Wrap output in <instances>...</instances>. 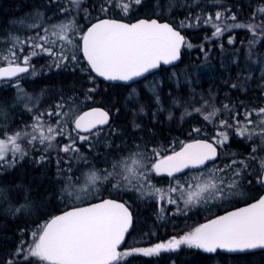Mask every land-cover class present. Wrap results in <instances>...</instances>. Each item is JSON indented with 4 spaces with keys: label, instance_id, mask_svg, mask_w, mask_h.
I'll use <instances>...</instances> for the list:
<instances>
[{
    "label": "snow or ice",
    "instance_id": "1",
    "mask_svg": "<svg viewBox=\"0 0 264 264\" xmlns=\"http://www.w3.org/2000/svg\"><path fill=\"white\" fill-rule=\"evenodd\" d=\"M212 2L223 5V0ZM83 4L84 0H67V5L60 2L57 7L60 13L84 12L87 19L91 13L82 8ZM94 6L107 17L110 12L128 15L134 9L151 5L147 0H101ZM190 19L192 22H189ZM35 20H42V16L37 14L34 22L27 27L39 28L40 31L25 39L11 37L5 47L0 48V81L14 83L18 99H26L24 107L32 113L33 121L11 133L6 129L0 131V168L14 166L30 151L41 152L40 161L47 158L49 151H56L57 155L64 154L57 164L61 160L67 164V168L59 169L66 184L61 192L74 200L92 195L98 191L97 185L109 182V187L118 192L135 189L142 196L158 198L161 205H176L180 212L201 204L243 196L245 184L264 187V103L250 107L240 101L238 105L222 103L217 107L212 103L214 98L201 97L199 107L191 105V110L184 108V116H198L212 125L208 132L201 127L192 129V132L205 138L182 142L179 150L172 148L170 154L168 148L135 144L126 155L113 159L109 168L97 169L91 165L84 172L74 170L73 161L85 165L89 163L81 145L89 150L94 148L93 138L100 137L104 126L109 125V112L100 108L80 112L79 102L72 97L68 100L61 97L52 108L33 112L35 105L30 107L28 103L32 97L24 92L16 79L23 78V74H37L32 63L36 57L47 56L50 60L48 66L59 69L78 64L79 53H82L87 62V68L82 71L95 73L96 77L105 81L133 82L162 65L178 61L182 48L193 47L179 29L200 25L211 27V38L216 39L233 29L247 30L252 37L248 41L247 59L252 61L253 47L264 40V0L245 20L239 19L231 7L224 5L223 10L197 15L194 19L186 18L178 26L151 18L125 23L96 17L95 22L88 20L84 28L75 16L68 22L50 26H42ZM228 43H235L234 36L228 37ZM261 63L264 64V61ZM261 78L264 80V67ZM251 79L249 72L244 81L246 83ZM232 87L246 91L243 85L234 83ZM261 87L264 89V84ZM89 91H95V88ZM261 95L264 96V91ZM168 118L172 119L171 113ZM134 127L138 129L140 126L136 124ZM108 131L115 132L111 125ZM234 138L245 142L255 139L257 142L251 145L250 155L241 158L240 154L226 148ZM153 173L168 177L169 187H155L150 180ZM180 173L184 175L179 176ZM253 199L254 202L247 206L212 219L179 238L173 237L153 247L128 251L120 249L132 224V213L126 203L103 199L87 207L76 206L30 233L31 240L22 242L13 258L6 260L5 264H18L17 258L23 264H122L123 259L130 255L150 257L162 251H178L181 246L208 254L218 251L264 252V195Z\"/></svg>",
    "mask_w": 264,
    "mask_h": 264
},
{
    "label": "trees",
    "instance_id": "2",
    "mask_svg": "<svg viewBox=\"0 0 264 264\" xmlns=\"http://www.w3.org/2000/svg\"><path fill=\"white\" fill-rule=\"evenodd\" d=\"M151 1L152 3L150 4V7L135 9L130 16L131 20L138 18H157L162 21L168 20L175 26L179 25L180 20L179 14L177 12L169 15L166 13V10H164V12L162 11L166 4H170L174 0ZM259 1L260 0H245L244 3L243 0H230L227 5L228 7L232 8L233 12L237 13L239 19L245 20L258 6L257 3H259ZM43 2V0H0V48H4L8 43V41H2L5 35L8 34L9 36L14 37L16 34L20 33V28L14 26L15 20H19L27 14L34 12L35 10L45 11L46 16L48 17L50 10L46 7V5H42ZM99 2H101V0H89V3H87L86 7L91 15L85 19L84 12H80L79 16H76V20L79 25L84 23L82 22L83 20H85L88 24V20L95 22L96 17L106 18L104 14L100 13L99 8L94 6L98 5ZM175 10L177 11V9ZM213 10L214 7H211L210 12ZM125 16L127 15H119L116 12H110L107 15L108 18L117 19H124ZM87 24L84 27H87ZM11 28L13 30H11ZM180 30L185 33L186 36H188L190 43L193 42L197 46L203 44L207 36L204 34V30L195 32L185 30L184 28H180ZM22 33L23 31H21V34ZM242 34L243 33L241 31L236 33V40L238 43L243 41ZM226 44L229 45L227 41ZM185 52L186 54L184 55L183 62L181 63L180 67L188 62L189 58H187V50ZM42 59L47 60L48 62L44 66L46 70L42 68L40 76L34 80L26 79V77L30 76L29 74L23 78H20L21 81L25 82V87L29 90L32 87L33 89L36 88L39 91L47 89V94L49 92V95L47 96L48 98L59 100L61 97H63L64 99L68 100L69 97H72L76 101H79L86 99L84 97L85 94L82 93L83 90L86 88L87 90L95 88V96L93 97V101L96 100V102L94 101V103H88L86 104V107L99 106L107 109L112 115L116 113L118 108H124L123 105L130 103L129 101L127 102L128 96L130 95V87H125L122 85H109L97 79L93 73L82 71V69L87 68V64L82 53H79V65L76 67L75 64H73L67 67L62 66L61 68L57 69L55 67L48 66L50 63L49 59L44 57H42ZM32 63L34 65H39L37 63V59L32 61ZM214 64L216 68L219 65L221 68L222 66H226V68H224L226 70H213V74L203 81L204 86H207V88L210 87L207 92H210L213 95L217 93L216 97L219 98V100L225 98L226 102L237 105L240 101H243L245 105L250 107L264 103V96L261 95L264 89H262V87H258L260 84V82L257 81L258 77L254 79L255 82L248 80L245 83L240 71L242 61L240 62L238 60L235 62V60H233L232 62H225L223 64L214 62ZM180 67H175L173 69H179ZM170 70L171 69H162L158 73L159 75L165 77V81L167 82H165L163 87V91H166V94H163V96H166L171 90L170 79L167 80V74L170 73ZM260 80H262V78H260ZM262 81L264 82V80ZM234 83L243 85L244 88L246 86V91L243 92L240 87L233 88L232 84ZM142 84L143 82H140L135 85L140 86ZM144 89L145 88H142L140 91L142 94L141 96L144 98H151L147 95ZM16 92L17 91L15 87L10 85H0V109H2V112H0V125L3 123L5 118L9 120H16L18 117H25L27 115L26 112L22 111L21 107H18V104H15L17 98ZM177 98H180L179 95H177ZM43 105V107L48 106V102L43 103ZM137 110V112H141L140 107ZM149 110L151 112V109ZM144 123L148 124L150 121H145ZM145 124L140 126H145L144 129H146V135L161 132L158 126L155 127L154 125L152 126L150 124L146 126ZM142 127L139 128L142 129ZM120 131L122 130L120 129ZM121 134V132H114L111 135V142L119 143V141H121ZM203 137L204 136H198L197 138ZM59 139L63 141V138ZM256 142L257 141L255 140V143ZM229 145L232 147L230 150L240 154L241 158L243 156H248L251 153V145L243 140H240L239 138L232 139ZM84 148L85 145H81V150L85 154L86 151ZM102 148H105V145ZM96 150H91V152H96ZM102 150L103 151L99 153L100 155L107 151L106 149ZM39 154L42 153H37V155ZM51 155H53L51 159L45 160L39 165V167H32V165H29L27 160L24 162L21 160L15 169H12V171L0 173V264H5L6 260L13 258L18 246L24 241H30V233L35 231V229H37V227H39L42 223L49 221L58 213L78 205L71 203L70 197H65V193L61 192V189L65 183L62 179L63 173H60L59 169L61 167L67 168V164L61 160L60 164L58 165L57 160H60L64 154L59 153V155H57L56 151H49L47 156L50 157ZM35 159H38V157ZM99 159L92 158L89 161H91L93 164H98ZM225 159L228 158L225 157ZM21 164L23 167H25L23 170L18 169ZM84 165L85 164H83V166ZM73 166L74 170L76 168L80 169V167H83L82 162L80 164L76 161H73ZM246 189L252 192V194L249 196V202L254 201L252 198H258L264 192V187H261L258 184L247 185ZM6 199H10L9 203L12 209L6 210L3 203V201ZM21 204L24 205V208L20 207ZM241 205L243 204H239L238 206ZM17 209H19V211H17ZM146 215L147 219H150L149 221L154 222V219L152 220L154 214L147 212ZM139 218L143 220L145 219L144 216H139ZM151 228L153 229V227ZM171 230V228H167L168 233H171ZM175 234H178L177 231H175L174 235ZM171 235L167 234L166 236L169 237ZM166 238L167 237L158 234L156 239H152L151 244L160 242V240H164ZM18 264H23V261L18 260ZM122 264H264V252L231 256L220 252H217L216 254H208L198 249L189 248L181 249L180 252L163 253L157 257L135 256L129 260H126L125 262L123 261Z\"/></svg>",
    "mask_w": 264,
    "mask_h": 264
},
{
    "label": "rangeland",
    "instance_id": "3",
    "mask_svg": "<svg viewBox=\"0 0 264 264\" xmlns=\"http://www.w3.org/2000/svg\"><path fill=\"white\" fill-rule=\"evenodd\" d=\"M43 1L44 2L42 5H46V7L49 8L50 10V14L48 15V17L46 16L45 11L35 10L34 12L27 14L23 18L19 20H15L14 26L15 27L17 26L18 28H20V33L16 34L15 36H19L21 39L23 38L25 39L26 36L28 37V36L34 35L35 34L34 32L40 31L39 28L29 29L27 27L28 24H31L34 22V18L37 17V14H40L42 16V20H35V22L42 24V26H50L51 24H54V23L68 22L71 20L72 16L76 17L77 15L79 16L80 14V13L77 14L75 11H73L71 14L59 12L57 4L62 2L67 5V0H43ZM229 1L230 0H223V5H221V4L213 3L212 0H174L170 4L169 3L166 4L164 8L162 9V11L164 12V10H166V13H168L169 15L177 12L179 14V20L182 21V20H185L186 18L194 19V17L197 15L203 16L206 14H212L218 10H223V6L224 5L228 6L227 3ZM243 1L245 3V0ZM147 2L149 4L152 3L151 0H147ZM87 3H89V0H84V4L82 5L83 6L82 8H87L86 7ZM260 3H261V0L257 4L259 5ZM211 7H214V10L212 12H210ZM175 9H177V11ZM133 11L130 12L127 16H125L123 20H128V21L131 20L130 16L132 15ZM82 22L84 23L80 26L81 28H84V26L87 23L85 20H83ZM189 22H192L191 19L189 20ZM12 28L11 30H13ZM184 29L188 31H193V32L204 30V34H206L207 35L206 37L210 39H205L203 44H200V46H197L195 43L192 42L191 44L193 45V47L186 49L188 53L187 58H189L188 62L181 67H180L181 64L177 66V67H180L179 69L172 68L170 70V73L167 74L168 75L167 80L170 79V82H171V90L168 92L166 96H163V94H166V91H163L166 78L159 74H156L148 78L140 86L133 85L130 87V93H129L130 95L128 96V99H127V102L129 101L130 103L129 104L126 103L125 105H123L124 108L122 107L116 110V113L114 114L115 121L111 126L112 129L115 130V132L122 133L121 141H119V143L111 142V135L114 132H109L108 128L104 129L107 131L102 132L100 137L93 138L94 148L92 150L97 149L96 152H91V150H89L86 146L84 148L86 151L84 155L88 157V160L92 158H98V159L100 158L99 163L93 164L91 163V161H89V163L84 166L82 163L83 167H80L81 170H83L84 172H87L91 165H95L97 169L109 168L110 162L113 159L121 156L120 154L117 153V151H120L119 149H122L121 147L125 145L135 146V144L146 143L148 144L149 148L151 147L168 148L169 153H170L171 152L170 150L174 146H176L180 142L185 143L187 141L186 138L184 139L183 137L187 136L188 133L185 132V130H182L183 132H178V131H181V128H182L181 124L186 123L187 121L185 120L187 119L188 120L193 119L194 123L198 124V127H201L206 132H208V130L212 128V125L207 124L206 122L202 120V118L198 116H191V117L184 116V108L188 107L189 110H191V107H190L191 105H196L197 107H199L200 106L199 100L201 97L207 98V99L214 98L212 99V103H214L217 107H219L222 103H228L225 101V98L219 100V98L216 97L217 93L213 95L210 92H207L208 88L206 89L205 87L207 86H204L203 81L209 78V76L213 74V70L214 71L217 69L219 71L221 69L226 70L224 69L226 68V66H222L221 68L219 65L216 68L214 62L223 64L225 62H230V61L232 62L233 60H235V62H237L238 60L240 62L242 61V66L240 68L242 77L245 78L246 76H248L249 72H251V76H252L251 81H254V79L258 77L257 81L260 82L258 87L261 88V85L264 84V82L260 80L261 69L262 67H264V64L261 63V61H264V40H261L252 49L253 51L252 61H255V63H253L252 61L247 59L248 41L252 39V37L250 33L245 29H233L231 33L226 32L219 39L211 38L213 29L208 26L200 25V26H194V27H184ZM21 31H23L22 34H21ZM238 31H241L243 33L242 34L243 41L239 42L240 44L236 40L237 38L236 33ZM229 36H234L235 43L229 44V45L226 44V41L228 42ZM10 38L11 36L7 34L2 39V41L7 42L9 41ZM42 57L49 59L47 56H42ZM42 57H36L33 59V61L37 59V63L39 64V65L35 64V69H36L37 74L34 76L30 75L26 77V79L34 80L35 78L40 76L41 70L45 66L44 63L47 64L48 62L47 60L44 61ZM77 65L79 64H75V67ZM18 80H19V83L22 84L20 86L24 90V92H26L28 96L32 97V101L28 103L30 107L35 105L33 107V112L44 111L49 108H52V106L56 104V102H59L61 99L60 98L59 100H56V99L48 98L47 96L49 95V92L47 94V89H43L39 91V90L31 88L29 90L28 88L25 87L24 82L23 81L21 82V79H18ZM0 85L2 86L10 85L12 87H15L13 82H5V83L1 82ZM81 88L84 89L83 87ZM142 88H145L144 90L146 91L147 95L150 96L151 98H144L141 96L142 94L140 93V91ZM15 89L17 91L16 92L17 98L15 101V104H18V107L23 106L21 107L22 111L26 112L27 115L25 117H18L16 120H9L5 118L3 123L0 125V131H3L6 129L9 133H11L13 131L24 128L26 125H30L33 122L31 118L32 113L28 112L26 108L24 107V104L27 102L26 99H18V90L16 87ZM243 92H245V90H243ZM82 93L85 94L84 95L85 98L86 97H91V98L82 99L78 101L80 102L79 103L80 112H83V110L87 108L86 104L94 103V101L96 102V100L93 101V97L95 96L94 91L90 92L86 88L85 90L82 91ZM206 93H209L211 95L209 94L206 95ZM177 95H179L180 98H177ZM157 97L159 99V102H157ZM174 101L177 103H174ZM45 102H48V106L43 107L44 106L43 103ZM139 107L140 109H143V111L137 112L138 111L137 109ZM149 109H151V112ZM169 113H171L172 115L171 120L168 118ZM137 115H140L142 117L138 118ZM155 115L156 116L158 115L161 117L160 118L158 117L159 119L153 118L155 120L151 122V124L153 125L160 124L164 115L167 116L165 117L166 121L163 123V125L166 126L165 129L160 133H153V134H148L145 136L144 135L140 136L139 134H137V130H139L140 128L137 129L136 127H134V125L138 124L139 122L141 124H145V123H142L140 120L143 118L147 120L148 116H155ZM148 124H145V125H148ZM176 124L178 126H176ZM167 127H169V129ZM120 129L122 131H120ZM210 134L211 133L209 132V135ZM195 136H202V135H195ZM126 138H128L127 142H125ZM247 143L251 145L252 143H255V139ZM104 145H105V148H102ZM180 146L181 144L178 147H175V149L179 148ZM114 147L115 148L117 147V149L115 150ZM226 148L231 149L232 147L231 145H227ZM102 149L107 150L106 152L102 154L103 156L99 154L101 153V151H103ZM250 150H251V147H250ZM37 153H39V151H30L29 155L24 157L22 162L27 160L29 162V165H32V167L36 168V167H39V165L45 160L51 159V157L54 155L53 154L50 157L47 156V158L44 161H40L41 154L37 155ZM90 153H93V154H90ZM36 157H38V159H35ZM18 163L19 162H17L12 167L0 168V173H7L9 171H12V169H15ZM24 168L25 167H23L22 164L18 167L19 170L21 169L23 170ZM150 180H151V183L157 188L167 189L169 187L168 180H164V179L156 180L154 173L151 174ZM105 186H109V185H107L106 182L103 183L102 185H97L98 187L97 192L93 193L90 196L82 198L80 200H74L72 197H70V202L79 205L89 200L95 199L100 193H102L103 190H105L103 188ZM246 186L247 184L244 185L243 191L245 192V195L243 196L232 197L224 201H215V202L208 203L206 205L201 204L200 206L190 208L186 212L177 211V206L170 205V204H165V205L163 204L164 210L161 211V207L163 205H161V202H159L158 198H154L152 196H142L139 191H136L135 189L131 190L130 193L134 195L133 198H137V199H140L146 202V205L149 208V211L152 214H154L152 218V220L154 219L153 220L154 222L145 220V222L141 224L143 232L139 231V233L134 236L131 247L126 248L124 251H128L134 248L153 247L157 243H161V242H157V243L155 242L152 245H149L148 242H150L152 239H156L158 237V234L167 237L166 241L173 237L179 238L193 231L196 227L201 226V223L203 222V220H207L217 214H220L221 212L227 211L235 206H238L239 204H245L249 202L250 200L249 196L252 194V192L250 190H247ZM63 187H66V184H64ZM0 192H1V189H0ZM64 195L65 197H69L66 194ZM9 200L10 199H6L5 201H3L6 210L12 209V207L10 206ZM20 207L24 208V205L21 204ZM182 207L183 205L181 202V208ZM154 211H157L156 215ZM144 214L147 217L146 213ZM159 216L161 217L162 220L160 219ZM151 227H153V229ZM38 228L39 227H37V229ZM167 228L172 229L171 233H168ZM37 229H35V231ZM175 231H177V233L178 234L180 233V234L174 235ZM167 234H170V235L173 234V235L168 237L166 236ZM181 247L182 249H189L186 246H181ZM163 253L165 252L162 251L159 255H162ZM166 253H171V252L167 251ZM159 255L150 256V257H157ZM135 256H143V255H130L124 258L123 261L125 262L126 260H129L130 258L135 257ZM143 257H148V256H143ZM18 260L20 259L18 258Z\"/></svg>",
    "mask_w": 264,
    "mask_h": 264
},
{
    "label": "flooded vegetation",
    "instance_id": "4",
    "mask_svg": "<svg viewBox=\"0 0 264 264\" xmlns=\"http://www.w3.org/2000/svg\"><path fill=\"white\" fill-rule=\"evenodd\" d=\"M140 19H143V18H138V19H135V20H131V22H135V21H138V20H140ZM187 42H189V38H188V36H187ZM186 49L184 50V54H183V56L186 54ZM184 58V57H183ZM87 64V63H86ZM141 82H144V81H141ZM138 83H140V82H138ZM138 83H136V84H138ZM135 85V84H134ZM125 87H131V86H125ZM90 108H92V107H87V108H85V110H83V112L84 111H86L87 109H90ZM133 116V115H132ZM176 116H178V115H176ZM112 122H111V126H112V124L114 123V121H115V117H114V115H112ZM137 117L138 118H140V117H142V116H140V115H137ZM160 118L161 116H148V118H147V120L145 119V118H143V119H141L140 121L142 122V123H144L145 121H150V125H152L153 126V124H151V122L152 121H155L153 118ZM165 117H167L166 115H164V117H163V119L161 120V122H160V124H156V125H154L155 127H159V129L161 130V132H162V130H164L165 129V127L166 126H164L163 125V123L166 121V119H165ZM158 118V119H159ZM185 121H187L186 123H184V124H181V131H178V132H183L182 130H185V132H187L188 134H187V136H184L183 138L185 139L186 138V142L185 143H187V142H191V141H193L195 138H197L198 136H195V135H199V134H196V133H194V132H192V129L193 128H195V127H198V124H195L194 123V120L193 119H187V120H185ZM148 124V125H149ZM139 126L140 125H143V124H141L140 122H139V124H138ZM147 126V125H146ZM178 126V125H177ZM109 127V126H108ZM107 127V128H108ZM140 127H142V126H140ZM145 127V126H144ZM144 127H142V129H139V130H137V134H139L140 136H145L146 134V129H144ZM106 128V129H107ZM168 129H169V127H167ZM157 130V129H156ZM189 133H191V135L189 134ZM203 138H205V137H203ZM202 139V138H201ZM128 141V138H126L125 139V142H127ZM129 142H130V140H129ZM181 144V142L179 143V144H177L176 146H174L173 148H175V147H178L179 145ZM115 148V147H114ZM114 148H112V149H114ZM122 149H119L120 151H117V153L118 154H120V155H126L127 154V150L129 149V148H134V146H128V145H125V146H122L121 147ZM180 148V147H179ZM179 148H177V149H175V150H179ZM117 149V147L115 148V150ZM184 174H182V175H179V176H183ZM155 179L156 180H158V179H164V180H169V178L168 177H164V176H156L155 175ZM106 184L107 185H109V182H106ZM105 190H103L102 191V193H100L95 199H92V200H89V201H87V202H84V203H82V204H79V205H76V206H81V205H86V204H90V203H93V202H98V201H101V200H103V199H115V200H118V201H120V202H124V203H126V205L127 206H129V210L131 211V213H132V215H133V217H134V228H133V230H132V232L130 233V235L128 236V240H127V242H126V244H125V246H124V248H123V250H125L126 248H130L131 247V245H132V241H133V238H134V236L135 235H137L138 233H139V231L141 232H143V229H142V223L143 222H145V220H150V219H147V217L145 216V214L144 213H146L147 214V212H150L149 211V208L147 207V205H146V202H144V201H142V200H140V199H137V198H133L134 197V195L133 194H131L130 192H131V190L130 191H116L115 189H113V188H111V187H109V186H105V187H103ZM151 204V203H150ZM165 205V204H164ZM164 205H163V208H164ZM76 206H74V207H76ZM154 213H155V215L157 214V211H154ZM221 213H223V212H221ZM220 213V214H221ZM217 215H219V214H217ZM217 215H215V216H217ZM139 216L141 217V216H144L145 217V219L143 220V219H141V218H139ZM215 216H213V217H215ZM160 217V216H159ZM213 217H211V218H213ZM211 218H209V219H211ZM160 219H161V217H160ZM209 219H207V220H209ZM162 220V219H161ZM207 220H203V222L201 223V225L204 223V222H206ZM164 241H166V239H164V240H160V242H164ZM151 242H152V240L150 241V242H148V244L149 245H152L151 244ZM157 243V242H156ZM146 245V244H145ZM181 249H182V247L178 250V251H171V252H180L181 251ZM166 253V252H165Z\"/></svg>",
    "mask_w": 264,
    "mask_h": 264
},
{
    "label": "water",
    "instance_id": "5",
    "mask_svg": "<svg viewBox=\"0 0 264 264\" xmlns=\"http://www.w3.org/2000/svg\"><path fill=\"white\" fill-rule=\"evenodd\" d=\"M106 18H108V17H106ZM102 19H103V18H102ZM111 19H116V18H111ZM143 19H149V18H143ZM151 19H157V18H151ZM117 20H120V19H117ZM158 20H159V19H158ZM121 21H122V22H125V23H135V22H137V21H135V22H127V21H124V20H121ZM159 21L162 22V23H164V22L171 23V22L168 21V20H164V21L159 20ZM172 24H173V23H172ZM173 25H174V24H173ZM174 26H175V25H174ZM179 30H180V29H179ZM180 32H181V34H182L183 36H185V39H186V41H187V37H186V35H185L181 30H180ZM184 49H185V47L181 49L180 59H179L178 61H176L174 64H172V65H166V66H165V65H162L160 69L155 70L153 73H149V74H147L146 77L138 78L137 80H135V81H133V82H129V83H124V82H119V81H117V82H111V81H105V80H103V78H100V77H98V78H99L100 80H102V81L108 83V84H113V85H123V86H131V85H133V84H135V83H138V82H140V81H142V80L148 78L149 76H151V75H153V74L159 72L162 68L170 69V68H172V67L179 66V65L182 63V61H183V54H184L183 52H184ZM94 74H95V73H94ZM26 75H28V74H23V77L26 76ZM16 79H19V77L16 78ZM93 108H100V109H103V110L108 111L107 109L102 108V107H98V106H97V107H92V108H90V109H87L86 111H90V110H92ZM86 111H84V112H86ZM108 112H109V111H108ZM109 115H110V121H109V125H110L111 122H112V118H113V117H112V115H111L110 112H109ZM109 125H105V126H104V129L107 128ZM182 174H183V173H180V174H178V175H182ZM262 195H264V192H263ZM99 202H100V201H98V202H93V203H90V204L99 203ZM252 202H254V201H251V202H249V203H252ZM249 203H247V204H249ZM90 204H86V205H82V206H83V207H87V206H89ZM247 204H244V205H241V206H239V207H236V208H233V209L227 210V211H225V212H223V213H221V214H219V215H217V216H215V217H213V218L207 220V221L204 222L203 224H205V223L209 222L210 220L215 219V218H217V217H219V216H223V215H225V214L228 213V212L234 211V210H236V209H238V208H243V207L247 206ZM72 208H73V207H72ZM72 208H69V209H67V210H64V211L58 213L57 215H61V214H63V212L68 211V210H71ZM129 211H130V210H129ZM130 212H131V211H130ZM57 215H55V216H57ZM55 216H53L52 218H54ZM52 218H51V219H52ZM203 224H202V225H203ZM133 228H134V217H133V215H132V224H131V227L129 228L128 233H127L126 236H125V240H124V242H123V243L121 244V246H120V249H121V250H123V248H124V246H125V244H126V242H127V240H128V236H129L130 233L132 232ZM218 252L223 253V254H226V255H231V256H235V255H246V254H248V253H227V252H221V251H218ZM258 252H261V251H257L256 253H258Z\"/></svg>",
    "mask_w": 264,
    "mask_h": 264
},
{
    "label": "bare ground",
    "instance_id": "6",
    "mask_svg": "<svg viewBox=\"0 0 264 264\" xmlns=\"http://www.w3.org/2000/svg\"><path fill=\"white\" fill-rule=\"evenodd\" d=\"M208 7V6H207ZM18 31V30H17ZM27 33V32H26ZM27 37V36H26ZM24 39V38H23ZM45 61V60H44ZM39 62V61H38ZM44 65H45V63H44ZM43 65V66H44ZM41 68V67H40ZM49 68V67H48ZM45 69V68H44ZM46 70V69H45ZM48 72V71H47ZM47 72H45V73H47ZM25 80V79H24ZM22 82V81H21ZM28 82V81H27ZM25 83V82H24ZM20 85H22V84H20ZM28 87V86H27ZM38 87H40V86H38ZM184 87V86H183ZM30 88V87H29ZM33 88V87H32ZM206 89H207V87H205ZM210 88V87H209ZM208 88V89H209ZM31 89V88H30ZM36 89V88H35ZM37 90V89H36ZM35 90V91H36ZM208 91V90H207ZM210 91V90H209ZM185 92H187V91H185ZM38 93V92H37ZM31 95V94H30ZM206 95H207V93H206ZM211 95V94H210ZM205 99H207V98H205ZM200 101V100H199ZM22 103V102H21ZM17 105V104H16ZM19 106H21V105H19ZM21 107H23V106H21ZM22 109V108H21ZM25 109V108H24ZM160 147H162V146H160ZM164 147H166V146H164ZM168 147V146H167ZM152 148V147H151ZM3 172V171H2ZM48 218V217H47Z\"/></svg>",
    "mask_w": 264,
    "mask_h": 264
}]
</instances>
